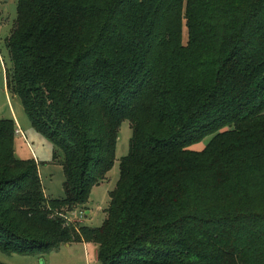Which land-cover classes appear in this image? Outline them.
<instances>
[{"label": "trees", "instance_id": "1", "mask_svg": "<svg viewBox=\"0 0 264 264\" xmlns=\"http://www.w3.org/2000/svg\"><path fill=\"white\" fill-rule=\"evenodd\" d=\"M5 43L7 92L62 155L65 196L46 197L0 119V251L82 242L100 264H264V0H18ZM125 121L102 227L66 225Z\"/></svg>", "mask_w": 264, "mask_h": 264}, {"label": "rangeland", "instance_id": "2", "mask_svg": "<svg viewBox=\"0 0 264 264\" xmlns=\"http://www.w3.org/2000/svg\"><path fill=\"white\" fill-rule=\"evenodd\" d=\"M17 4L18 0H0V52L4 60V67L0 70V119L16 118L24 134V137L20 134L14 136L16 159L21 161L36 160L39 164V173L46 197L50 200H61L65 196V176L60 164V160H63L62 155L59 153V158L54 159V145L33 128L20 99L6 92L4 69L6 65L10 66L11 63L5 41L17 19ZM184 32L186 35V31ZM131 137L130 122L125 121L120 128L116 158L112 169L107 174L106 179L92 190L86 206L87 210H78H86L90 213L84 217H76L80 226L91 229L102 227L106 218V210L110 205V193L115 190L119 183L121 161L129 152ZM210 140L211 137H207L193 146L192 149L202 151ZM70 245V247L61 245L51 252L39 256H20L0 251V263L42 264L45 260L46 264H100L96 260V247L92 243L79 242Z\"/></svg>", "mask_w": 264, "mask_h": 264}, {"label": "built area", "instance_id": "3", "mask_svg": "<svg viewBox=\"0 0 264 264\" xmlns=\"http://www.w3.org/2000/svg\"><path fill=\"white\" fill-rule=\"evenodd\" d=\"M0 67H4V60H3V56L0 52ZM5 70V69H4ZM15 134L18 135L20 134L21 136L24 137V134L22 133V130L20 128L19 125L16 126V130H15ZM86 215V212L85 211H74L72 213H68L66 214L65 216H63L65 222H66V225H70V224H74L75 222H78V220L76 221V217L77 216H81V217H84Z\"/></svg>", "mask_w": 264, "mask_h": 264}, {"label": "crops", "instance_id": "4", "mask_svg": "<svg viewBox=\"0 0 264 264\" xmlns=\"http://www.w3.org/2000/svg\"><path fill=\"white\" fill-rule=\"evenodd\" d=\"M4 74H5V70H4ZM5 84H6V80H5ZM7 92V91H6ZM14 115V114H13ZM14 118V117H13ZM5 119V118H4ZM7 119H11V118H7ZM15 119V120H14ZM14 119H12V120H14V122H15V124H17V125H19V123H18V121L16 120V118H14ZM20 126V125H19ZM36 161V160H35ZM39 165V164H38ZM85 212H86V210H85ZM86 214L88 215V214H90L89 212H86ZM79 222V221H78ZM87 244V243H86ZM64 246H67V247H70L71 245L69 244V245H64ZM93 246L94 247H96L94 244H93ZM97 251H98V248L96 247L95 248V252H96V260H97V262L99 263V261H98V258H97ZM44 262H45V260H43ZM45 264H46V262H45Z\"/></svg>", "mask_w": 264, "mask_h": 264}, {"label": "water", "instance_id": "5", "mask_svg": "<svg viewBox=\"0 0 264 264\" xmlns=\"http://www.w3.org/2000/svg\"><path fill=\"white\" fill-rule=\"evenodd\" d=\"M0 70H1V67H0ZM42 264H45V262L43 261Z\"/></svg>", "mask_w": 264, "mask_h": 264}]
</instances>
